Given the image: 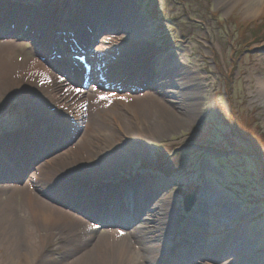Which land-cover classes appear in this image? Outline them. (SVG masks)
<instances>
[{
  "label": "rangeland",
  "instance_id": "374dc122",
  "mask_svg": "<svg viewBox=\"0 0 264 264\" xmlns=\"http://www.w3.org/2000/svg\"><path fill=\"white\" fill-rule=\"evenodd\" d=\"M85 1L0 0L1 5L9 7L11 12L8 13L11 14L21 16L30 12L38 13V16H51L50 24L47 21L45 24L40 23L42 26L29 22H18L16 26L14 21H9L5 27H1L3 32L7 31L4 37L12 39L15 47L11 53V62L0 53V67L10 64V71L0 85V169L2 164L8 170L11 169L5 158L19 162L20 165L15 170L16 165L12 168L14 172L9 170L10 177L7 174L0 178V214H4L5 210L10 213V219L3 227L4 232L0 221V241L7 240L9 244L8 250L0 253V264H15L18 247L21 245L29 249L31 264H61L58 254H51L48 246H57L61 251L76 233L75 239H88L92 246L93 240L97 241L107 236L109 230L117 229V218L122 219L126 225L122 230L136 232L143 218L154 215L155 220L157 212L161 213V217L172 216L176 223L173 225L175 231L172 233V242L166 239L170 255L154 258L155 264H184L178 262L173 253L189 243L187 228L198 212L213 214L211 210L202 207L204 204L201 206L200 201L204 197L214 199L217 206L227 214L230 212V215L213 220L216 228L225 224L220 231L221 238L219 235L217 238L213 236L217 231L209 222L202 226L192 224L201 240L197 244L194 241L193 253L204 256L200 261L192 260L190 264H205V261L210 264H264V115L254 103L257 78L264 79V33H257L259 39H253L257 23L264 24V8L259 15L251 17L245 15L241 3L231 7L221 0H122L131 5L132 18L127 21L126 27H121L119 37L138 35L140 47L154 54L149 64L154 68L150 78L157 84L151 87L145 83L131 86L124 83L118 87L112 85L103 91L129 97L156 93L159 104L151 106L150 117L159 118L162 122L159 121L155 126L157 134L148 136L142 144L146 151L144 159L133 157L123 166L115 168L111 175L104 173L93 180L80 178L73 180L75 183H71L72 186L66 183L64 188L68 191L67 186L70 184V187L79 190H93L101 182L104 188L114 189L116 183L113 179L119 176L125 185L133 179L141 178L154 182V191L148 189L151 202L146 203L141 210L131 211L124 216L115 205L107 211L92 206L81 207V203L75 204L74 200L58 197L59 193L53 190L54 182L43 177L50 170L42 173L36 171L38 166L43 168L46 162L56 161L55 158L61 152L72 149L79 142L87 115L80 120L82 129L79 135L74 134L69 140L60 141L62 133L54 132L55 126L48 121H37L40 108L35 103L36 95H30L25 90L24 95L31 99L25 104L19 103L20 95L13 87L23 81L26 88L36 90L44 75L27 65L36 67L46 64L44 59L51 55L52 50L56 62L49 61L55 66L51 68H63L74 79L70 84L63 82L59 87L56 85L54 90L62 91L63 86L69 88L67 94L69 99H73L76 110L82 115L87 114L88 109L91 110L90 104L85 101L83 106L80 103L82 98L78 100L75 96L80 92L85 96L90 93L95 79L88 77L87 73L90 76L97 73L89 71L87 67H78L82 71H76L73 66L61 65L63 61L60 59L63 57L68 60L67 56L74 53L71 45L62 42L67 35L78 31L77 24L80 23V16H83L80 8ZM88 1L91 5L93 2L94 5H104L105 2ZM114 2L119 5L114 0L107 1L110 5ZM53 13L58 14V17ZM93 13L96 22L103 24L107 21L108 25H112L105 12L99 13V9L95 8ZM21 19L22 16L19 21ZM258 28L264 31V25ZM101 32L103 35L93 37L92 43L87 46L78 44L90 67H95L102 58L105 60L113 57L112 47L116 45L118 34L106 28ZM50 37L54 40L53 46L43 51L41 47ZM100 46L101 58L95 55ZM57 47L60 48L58 53L55 52ZM21 65L26 70H22ZM162 67H166V70L159 76L157 70ZM51 68L45 70H49L52 78H55L56 73L62 74L52 72ZM170 78L177 82L171 88L174 94L172 99L165 95L161 86ZM101 107L97 101L92 122L107 130L109 128ZM44 134L50 136L44 137ZM15 149L20 152L18 156ZM39 161L41 163H37ZM62 187L63 184L56 188L59 191ZM187 194L196 197L189 212L183 209V197ZM30 202L35 211L47 205L82 219L76 217L78 221H70L64 218L51 226V223L31 218ZM119 208L128 211L125 202H121ZM151 208H156V213L150 212ZM235 215L238 218L235 223L244 222L246 229L254 232L255 245L243 231L232 242L227 240L232 230L230 218H235ZM26 226L36 231L37 254L30 249ZM149 226L154 234L161 228V225L155 223ZM39 235L44 237L39 238ZM56 241L58 243L54 244ZM126 245L129 248L135 246L133 241ZM210 248L213 249L211 252ZM63 259L70 258L64 256ZM82 264H93V261L88 260Z\"/></svg>",
  "mask_w": 264,
  "mask_h": 264
},
{
  "label": "bare ground",
  "instance_id": "6f19581e",
  "mask_svg": "<svg viewBox=\"0 0 264 264\" xmlns=\"http://www.w3.org/2000/svg\"><path fill=\"white\" fill-rule=\"evenodd\" d=\"M108 0H105L104 5H91L87 0L83 3V6L80 8V13L83 16H80L79 24H77L78 31L73 35H67L66 39L62 42L64 44H70L73 49H75V53H72L71 56H67L66 58L60 57L62 59L61 65H69L76 71H82L78 67H87L89 71H94L97 74L94 76H90V73H87L88 77H92L95 79L93 81L94 87L93 91L85 96L80 92V94L75 96L80 103L83 104L85 101L87 104L91 105V110L88 109L87 114L79 113L76 110V106L73 105V99H69L68 89L63 86L62 91H55L54 87L63 82H67L70 84L74 79L73 75L69 72L65 71L63 68H55L57 70L52 69L53 66L49 61H52V58H49L54 55L52 50L50 51V56L44 59L47 61L46 64L29 66L32 67L33 70L38 72L39 74H43V81L36 90H32V88H26L24 82L22 81L20 84L13 86L16 91L19 93V103L25 104L31 97L25 96L24 91L30 92V95L34 93L36 96L34 97L35 103L40 108L38 109L37 121L43 122L48 121L49 124L55 126L54 132H61V140H69L71 135L77 134L79 135L82 127H80L79 123L81 122L82 116L86 117L87 122L83 127V134L79 140V142L64 152H61L59 157H56V161L46 162L43 168L38 166L36 171H40L38 173H42V171L50 170L47 174H43L44 178L52 180L54 182V191L59 193L60 198L74 200L75 204H80L86 206L96 207L97 209H105L109 210L112 205L117 206L119 209V213L128 215L131 211H139L144 207V205L148 202H151L150 190L152 187V181H148L146 178L141 179H133L128 185L121 183V177L114 178V182L116 183V188L114 189H106L103 187L101 182L98 183V187L93 190H84V189H76V187H70L69 185L73 183V180H77L80 178H89V180L96 179L98 176H102L104 173L111 175L115 168L119 166H123L124 163L129 162L134 158H145L146 151L142 148L143 142H145L148 136H155L157 134L156 127L160 121V119L154 117H150L151 106L158 105L159 99L156 93H146L137 97H129L126 95H118L115 93H108L107 91H103L110 86L118 87L121 84L127 83L129 86L136 85L141 83H145L147 86H156V82L152 81L150 78V73L152 74L153 67L151 64L152 54L149 49H142L140 44L139 36L135 35L131 38L128 37H119V31L121 27H126L127 21L131 20V12L132 7L128 5L127 2L122 0H114L116 4L110 5L107 3ZM222 3L226 5H237L242 4L243 11L245 15L256 17L260 14V12L264 8V0H221ZM118 2V3H117ZM123 2V3H122ZM123 4V5H122ZM230 7V8H231ZM96 9H99V13L104 12L108 14L110 22L112 25H108L106 23H98L95 21V13H93ZM11 12L9 7L6 4L0 3V53L4 54L7 60L11 62V53L14 52L13 49L15 44L12 39L4 37V34L7 31L3 32L1 27H5L9 21L18 24V22H29L33 23L36 26H42L40 23H46L47 21L50 24L51 16L47 17L46 14H42V18L35 13L25 12L23 13L22 19L19 21L21 16ZM10 14V15H9ZM54 16L58 17V14L53 13ZM14 17H17L14 18ZM107 25V26H106ZM86 26L88 29H86ZM107 29L109 32H114L118 34V38L116 39V45L112 47L113 57L110 59H101L100 62L95 65V67H90V64L86 61L84 54L82 53V49L79 45L87 46V44L92 43L93 37L100 35L103 33L101 30ZM91 31H90V30ZM96 29L98 31H96ZM93 33V34H91ZM115 36V37H116ZM107 38H104V40ZM102 41V43L104 42ZM52 37L46 39V44L41 47L43 51H47L50 48V45L53 46ZM111 41V39H110ZM79 44V45H77ZM63 47V46H62ZM58 50L55 52H59L60 48L57 47ZM102 46H100L95 55L97 57L100 56V52ZM141 49V50H140ZM52 52V53H51ZM82 53V54H81ZM53 54V55H52ZM101 58V56H100ZM154 58V57H153ZM151 60V61H150ZM54 61V60H53ZM2 62V61H1ZM10 64H6L5 66L0 67V85L2 80L5 78L7 73L10 71ZM22 66V65H21ZM22 70H26L25 66L21 67ZM52 69V72H60L62 74L57 75L54 74L55 78H52V74L45 69ZM87 70V71H88ZM166 70V67H162L161 70H157V75L162 76ZM51 71V70H50ZM160 71V72H159ZM64 73V75H63ZM13 74V73H12ZM53 80H52V79ZM9 79V78H8ZM6 79V80H8ZM78 79V78H77ZM19 80V78L17 79ZM79 80V79H78ZM54 81V82H53ZM151 83V84H150ZM6 85L9 83H5ZM177 84V82L170 78L167 81L163 82L161 86H163V91L169 99H172L174 94L172 93V86ZM97 85V86H96ZM257 90L255 94V107L259 108L261 113L264 115V79L258 77L257 78ZM1 88V86H0ZM1 91V89H0ZM33 94V95H34ZM86 98V99H85ZM97 101L102 105V114L104 117V121L107 124L109 129L106 130V127L99 128V126L93 125L92 120L94 119L93 111L96 110ZM99 104V103H98ZM106 115V116H104ZM162 122V121H160ZM154 126V128H153ZM151 127L153 129H151ZM52 129V128H50ZM50 135L44 134V137H49ZM137 146V147H134ZM139 146V147H138ZM134 151H133V150ZM3 151H1L2 154ZM14 152L16 156L19 155L18 149H15ZM134 157V158H133ZM7 161V165H10L9 170H14L19 167L20 164L14 162L13 160H9L5 158ZM16 165V166H15ZM2 169H0V178L8 176L9 170L3 164L1 165ZM15 166L14 170L12 169ZM54 171H51L53 170ZM56 170V171H55ZM54 172V173H53ZM11 175L9 174L8 177ZM32 178V176H30ZM115 177V176H112ZM154 181V180H153ZM57 183V184H56ZM66 183H70L65 190L64 185ZM75 183V182H74ZM63 184V187L59 189L58 186ZM73 184H71L72 186ZM150 188V190H148ZM156 188V187H155ZM154 191V190H153ZM219 195V193H216ZM34 198L36 195H32ZM59 198V199H60ZM30 199V198H29ZM210 200V201H209ZM32 201V198L30 199ZM121 202H125L127 205L128 211L121 210L119 208ZM201 206L204 204L205 209L211 210L213 212H205L204 214L197 213L195 215L192 224L202 226L204 223L209 222L215 231H217L213 236L216 238L219 235L222 227H225V224L221 226H217L213 220L216 217H227L230 215V212L225 213L222 208L218 207L215 200L211 199V197H207L200 201ZM44 205V204H43ZM82 207V206H81ZM86 209V208H85ZM216 211V212H214ZM29 212L31 218L40 219L46 224H50L53 226L64 218L70 219V221H78L76 220V215L68 214L62 210H58L56 208H52L51 206H42L39 210H33L31 202L29 203ZM150 212L156 213V208H151ZM232 213V212H231ZM233 214H236L234 212ZM161 213L157 212L155 215H148V217L143 218L140 222L141 225L137 227L136 232H127L126 230H122L121 228L126 227L124 221L122 219H116L115 225H117V229L109 230L107 236L98 239L97 241L93 240L92 246H90V240L87 239H75L77 234H73L71 236L68 244L59 251L57 246L53 247L48 246L51 254H58L59 263L61 264H82L85 261H93V264H140L151 262V264H155L154 258L157 257H165L167 254L170 255L169 247H166V239L167 241L173 240L172 233L175 231V228L172 216L165 215L160 216ZM232 215V214H231ZM248 217V216H247ZM79 220L82 219L78 217ZM10 219L9 211L5 210L0 214V221L2 223V231L4 232L5 224ZM212 219V220H211ZM238 218L235 215V218H230V227L231 231L228 236V241L232 242L238 236L240 232H245L247 237L256 244L254 232L248 231L246 226L240 223H235ZM234 222V223H233ZM151 223H155V225H161L159 230H156V233L149 230V225ZM80 224V223H79ZM189 225L187 228L188 232V240L189 243L183 248H179L180 250L173 253L177 256V261L182 262L184 264H190L192 260H201L203 258V254L193 253L192 245L200 242V238H198L196 233V228ZM246 224V223H245ZM194 227V228H193ZM27 234L30 240L31 247L30 249L34 254L38 253V247L36 243V235L35 230L31 227L26 226ZM219 230V231H218ZM35 231V232H34ZM81 234V233H80ZM5 235V233H4ZM151 236V237H150ZM39 238L44 236L39 235ZM129 241H133L134 245L132 248H129L126 244ZM197 242V243H196ZM224 242V240L222 241ZM58 243V241L54 242V244ZM204 244L201 243V245ZM174 247V244H173ZM211 247V246H210ZM9 248V244L7 240L0 241V253H5ZM137 249V251L135 250ZM192 248V249H190ZM213 249H209L211 252ZM189 253H193L192 255ZM64 256H68L70 259L64 260ZM29 249L25 248L23 245L18 247V259L14 261L15 264H31L29 262ZM207 260V257H205ZM205 264H210L209 261H205Z\"/></svg>",
  "mask_w": 264,
  "mask_h": 264
},
{
  "label": "water",
  "instance_id": "95a60500",
  "mask_svg": "<svg viewBox=\"0 0 264 264\" xmlns=\"http://www.w3.org/2000/svg\"><path fill=\"white\" fill-rule=\"evenodd\" d=\"M78 45V44H77ZM42 161V160H41ZM41 161L37 163H41ZM196 197L194 194H187L183 197V209L185 212H189L194 206Z\"/></svg>",
  "mask_w": 264,
  "mask_h": 264
},
{
  "label": "trees",
  "instance_id": "16d2710c",
  "mask_svg": "<svg viewBox=\"0 0 264 264\" xmlns=\"http://www.w3.org/2000/svg\"><path fill=\"white\" fill-rule=\"evenodd\" d=\"M257 24H258V25H257L258 27L264 25V24H262V23H257ZM258 27H257V31H256V32H253V37H254L253 39H254V40L259 39V37H258L259 35H257V33H264V31L260 30ZM263 37H264V36H263ZM263 39H264V38H263Z\"/></svg>",
  "mask_w": 264,
  "mask_h": 264
}]
</instances>
